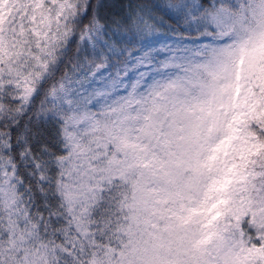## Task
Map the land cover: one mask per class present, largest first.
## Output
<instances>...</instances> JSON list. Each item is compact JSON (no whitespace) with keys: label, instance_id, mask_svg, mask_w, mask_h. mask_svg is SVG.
<instances>
[{"label":"snow or ice","instance_id":"1","mask_svg":"<svg viewBox=\"0 0 264 264\" xmlns=\"http://www.w3.org/2000/svg\"><path fill=\"white\" fill-rule=\"evenodd\" d=\"M0 264H264V0H0Z\"/></svg>","mask_w":264,"mask_h":264}]
</instances>
